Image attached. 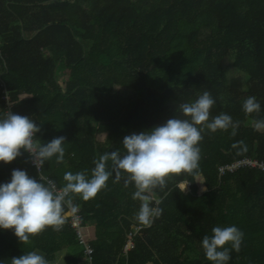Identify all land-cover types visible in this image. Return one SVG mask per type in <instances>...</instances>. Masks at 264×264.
Wrapping results in <instances>:
<instances>
[{
	"label": "trees",
	"instance_id": "obj_1",
	"mask_svg": "<svg viewBox=\"0 0 264 264\" xmlns=\"http://www.w3.org/2000/svg\"><path fill=\"white\" fill-rule=\"evenodd\" d=\"M228 58L247 77L245 90L228 79ZM204 91L216 101L211 116L225 113L238 124L235 135L205 130L199 167L155 190L163 212L134 237L127 256V236L142 225L140 202L109 160L112 176L94 198H66L65 215L78 209L92 262L66 218L61 230L46 228L26 243L0 230V264L32 251L48 264H211L203 237L231 225L243 241L228 264H264V173L218 175L243 158L264 162V130L254 127L264 120V0H0V117L7 97L13 114L40 126L41 142L65 138L63 162L53 157L41 169L57 188L66 172L90 178L100 156L123 154L125 136L183 118L180 105ZM250 96L258 113L243 111ZM14 169L39 180L27 153L0 162V183Z\"/></svg>",
	"mask_w": 264,
	"mask_h": 264
},
{
	"label": "clouds",
	"instance_id": "obj_2",
	"mask_svg": "<svg viewBox=\"0 0 264 264\" xmlns=\"http://www.w3.org/2000/svg\"><path fill=\"white\" fill-rule=\"evenodd\" d=\"M215 103L210 92L204 91L193 102L180 105L183 118L174 117L150 130L125 136L122 140L124 153L118 149L100 156L90 178L85 172H66L63 177L66 183L60 189L52 181L45 184L40 178L29 177L24 170L14 169L10 180L0 183V230L11 229L20 243L28 242L30 236L49 227L61 230L66 222V198L70 193L79 194L84 201L94 198L112 176L107 169L109 160L117 176L123 175L125 186L133 184L132 198L140 202L136 218L143 226L150 227L163 212L155 190L162 189L169 176L190 174L199 167V144L205 130L214 133L231 128L235 135L238 124L230 115L211 116ZM242 107L246 114L261 110L254 96L248 97ZM254 127L264 130V120L256 121ZM40 131V126L30 116L8 111L6 116L0 117V162L8 164L23 152L31 157L38 170L53 157L57 163H62L65 138L60 136L43 143L37 137ZM187 185H181L180 191ZM71 210L77 211L76 207ZM211 231L212 234L201 241L206 259L211 264H228L231 251L240 250L243 232L235 225L216 226ZM11 261L12 264H48L36 251L13 257Z\"/></svg>",
	"mask_w": 264,
	"mask_h": 264
},
{
	"label": "built area",
	"instance_id": "obj_3",
	"mask_svg": "<svg viewBox=\"0 0 264 264\" xmlns=\"http://www.w3.org/2000/svg\"><path fill=\"white\" fill-rule=\"evenodd\" d=\"M6 100V110H5V116L7 115L8 111L12 112V105L11 103L9 102V99L6 97L5 98ZM30 163H31V166L34 167L37 171V173L39 174V178L44 181V182H48L50 181L48 178H45L41 175V170H38L34 164L32 163V159L30 157ZM245 168H251V169H258L260 170L262 173H264V162L262 161H259L255 158H243V159H240V160H237L231 164H227V165H224V166H220L218 168V175L219 177H223L227 174H232L240 169H245ZM188 184L187 185V189L189 188L190 184L189 183H186ZM57 189H60V188H57ZM72 208H69V211H68V216L66 218L69 219V223L72 227V229L74 230V232L76 233V236L80 242V244H82L84 246V260L86 262H92V255H93V250L92 248L90 247L89 244L85 243L83 238H82V234H81V231H80V224H81V221H80V215H79V211L77 209L76 212H72L71 210ZM144 228H147L143 225H134L132 226V230L129 232L128 236H127V241H126V244L123 248V251H122V254L124 256H127V254L133 249L134 247V237L141 231L143 230Z\"/></svg>",
	"mask_w": 264,
	"mask_h": 264
},
{
	"label": "rangeland",
	"instance_id": "obj_4",
	"mask_svg": "<svg viewBox=\"0 0 264 264\" xmlns=\"http://www.w3.org/2000/svg\"><path fill=\"white\" fill-rule=\"evenodd\" d=\"M223 67L227 71L228 79L234 87L245 90L247 77L233 67L232 59L228 58L223 62ZM68 214L65 215L67 217Z\"/></svg>",
	"mask_w": 264,
	"mask_h": 264
}]
</instances>
